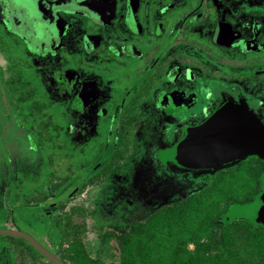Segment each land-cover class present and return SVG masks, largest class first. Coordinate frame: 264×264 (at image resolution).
<instances>
[{"label": "flooded vegetation", "instance_id": "af4514ba", "mask_svg": "<svg viewBox=\"0 0 264 264\" xmlns=\"http://www.w3.org/2000/svg\"><path fill=\"white\" fill-rule=\"evenodd\" d=\"M2 33L20 39L31 56V61L14 63L15 45L0 37V55L12 61L0 63V101L6 103L5 108L0 103V187L5 185L4 193L12 199L30 194L27 184L36 183L40 189L47 180L45 129L24 121L31 117L27 102L38 88L43 96L40 105L46 108L53 99L47 97L53 94L50 91H63L65 96H58L56 103L68 105L63 119L69 117L72 128L59 124L63 126L59 133L71 134L75 156L90 144L104 119H115L117 129L127 117L140 119L142 126L144 120L164 121L170 147L181 138V127L197 124L211 113L219 86L248 100L264 122V0H0ZM201 36L208 44L206 55L210 52L219 59L231 55L234 62L230 67L217 58L231 80L207 78L209 84L201 86L199 95L185 68L189 81L176 80L180 70L176 73L173 60L189 55L188 42ZM63 52L77 53L75 66L61 59ZM58 53L60 65L49 69L48 57ZM37 57L40 64L34 65ZM94 61L99 63L96 70L90 64ZM117 70L121 75L114 79ZM112 150L115 154L118 149ZM80 186L81 182L75 190ZM13 237L28 253L33 248L45 264L50 261L25 238ZM27 251L19 249L17 264L26 262Z\"/></svg>", "mask_w": 264, "mask_h": 264}, {"label": "rangeland", "instance_id": "374dc122", "mask_svg": "<svg viewBox=\"0 0 264 264\" xmlns=\"http://www.w3.org/2000/svg\"><path fill=\"white\" fill-rule=\"evenodd\" d=\"M83 21L90 22L84 18ZM0 37L7 39L9 46L15 45L14 54L11 53L14 63L31 61L20 39L3 33ZM193 40L188 42L192 46L189 55L175 56L173 61L176 73L180 70L176 80L189 81L183 73L185 68V73H190L195 82H192V88L197 87L200 95L201 86L209 84L207 78L231 80L230 74L222 72L220 63L232 67L234 60L231 55L221 59L217 56L221 61L218 65L214 54L209 52L206 55L208 44L204 36ZM201 48L204 54L199 51ZM76 54L63 52L60 57L72 67L75 66ZM58 55L48 57L49 69L60 65L55 58ZM10 60L0 55L2 66L12 62ZM87 62L80 60V63L88 65ZM32 63L40 64L39 58ZM90 64L96 70L99 63L94 61ZM112 75L114 79L118 78L121 71L117 70ZM40 92L38 88L27 102V108L32 111L31 117L24 121L27 124L32 121L39 130L45 129L47 137L43 145L48 156L47 180L40 189L36 188V183L27 184L30 194L14 199L8 196L9 193H4L6 186L1 185L0 228L25 231L67 264H164V256H169V252L176 248L185 251L199 247L218 258L220 247L229 244L230 238L239 248L242 247L241 236L225 226L231 221L228 212L234 205L251 201L259 192L264 172L263 159L247 157L207 174L181 171L165 157L170 145L165 141L170 139V135L163 131L164 121L144 120L145 126H142L140 119L131 121L132 118L128 117L119 121L118 129L115 119L99 121L95 137L92 136L90 144L80 147L82 151L75 156L73 149L76 147L72 145L71 134L64 132V137H61L59 133L62 123L65 129L72 128V120L69 117L68 120L63 119L67 116L62 111H66L68 105L61 107L64 105L62 100L56 103L58 96H65L63 91L53 88L50 91L53 94L46 92L47 97H53L47 108L40 105L43 99ZM59 103L62 105L58 107ZM120 139L122 143H115ZM116 147L118 150L114 154L112 148ZM106 163L108 166L103 168ZM85 176L87 178L83 179ZM80 182L81 186L75 190ZM182 201L192 202L193 206L188 211L191 219L185 229L183 227L170 236L156 239L158 247L154 248L161 253L160 256L140 259L133 250L137 247L138 237L139 241L146 239L141 237H148L146 224L152 218H163ZM234 219L247 220L242 217ZM127 231L132 237L126 240ZM18 240L17 237L0 234V264L18 263L22 256L19 249L27 251L17 243ZM26 253L28 257L24 264H45L46 260L33 248ZM144 253L151 252L145 249ZM239 254L243 264L264 263V257L255 245L245 251L240 250Z\"/></svg>", "mask_w": 264, "mask_h": 264}, {"label": "water", "instance_id": "95a60500", "mask_svg": "<svg viewBox=\"0 0 264 264\" xmlns=\"http://www.w3.org/2000/svg\"><path fill=\"white\" fill-rule=\"evenodd\" d=\"M217 98V105L206 119L181 127V138L165 151L167 161L177 169L199 175L247 157L264 160V122L251 103L224 86L217 88ZM0 103L5 108V101ZM236 217L264 226V172L257 195L230 208L228 218ZM0 234L21 236L53 264H67L25 231L0 228Z\"/></svg>", "mask_w": 264, "mask_h": 264}, {"label": "trees", "instance_id": "16d2710c", "mask_svg": "<svg viewBox=\"0 0 264 264\" xmlns=\"http://www.w3.org/2000/svg\"><path fill=\"white\" fill-rule=\"evenodd\" d=\"M192 202L182 201L176 205L166 216L159 219H151L145 226L148 237H141L146 239H137V247L134 248V253L138 254V257H158L161 255L154 247L157 245L156 239H160L161 236H170L176 231H180L187 222L191 219L190 213L192 209ZM223 226V225H222ZM229 229H232L235 233L242 238V247L239 248L234 240L229 241L220 247L219 257L215 258L212 254H208V251L204 248H194L185 251H178L175 249L169 252V256H164V264H243L240 250H247L252 248L253 245L260 251L262 257H264V226L252 224L248 220L233 219L226 223ZM139 227L137 228L138 231ZM125 238L132 237V234L125 233ZM158 247V246H156ZM145 249H148L151 253L145 254ZM48 264H52L48 261ZM264 264V263H262Z\"/></svg>", "mask_w": 264, "mask_h": 264}]
</instances>
